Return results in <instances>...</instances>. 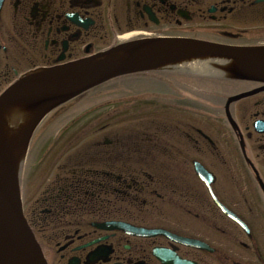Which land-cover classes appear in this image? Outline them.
<instances>
[{"label":"flooded vegetation","instance_id":"af4514ba","mask_svg":"<svg viewBox=\"0 0 264 264\" xmlns=\"http://www.w3.org/2000/svg\"><path fill=\"white\" fill-rule=\"evenodd\" d=\"M167 34L264 46V0H1L0 93L23 73L97 54L124 36ZM129 79L46 121L48 129L68 115L63 133L83 123L47 166L33 204L25 209L23 201L46 264H264V83L181 70ZM152 109L176 118L155 129L107 123L123 111L138 121ZM83 133L96 139L75 144ZM199 163L215 178L218 202L243 225L209 196Z\"/></svg>","mask_w":264,"mask_h":264},{"label":"water","instance_id":"95a60500","mask_svg":"<svg viewBox=\"0 0 264 264\" xmlns=\"http://www.w3.org/2000/svg\"><path fill=\"white\" fill-rule=\"evenodd\" d=\"M189 59L231 61L234 64L231 72L239 78L264 82V47L233 48L187 38L146 39L68 66L25 75L0 95V117L12 107L25 108L31 113L23 151L39 121L55 107L110 79ZM17 168L12 165L0 137V264H45L22 214ZM199 171L209 188L212 178L203 169Z\"/></svg>","mask_w":264,"mask_h":264},{"label":"rangeland","instance_id":"374dc122","mask_svg":"<svg viewBox=\"0 0 264 264\" xmlns=\"http://www.w3.org/2000/svg\"><path fill=\"white\" fill-rule=\"evenodd\" d=\"M206 27L208 26L207 25L200 26V28L203 29L200 31V33L204 37L205 35H209L206 33V30L204 29ZM95 102L97 103L98 101L94 100L93 103ZM105 108H108V106H105ZM159 115H160V112L158 113V110L155 111L152 109L149 117L139 116L138 121H132L131 118L127 116V112L123 111L119 113L120 119L118 121H115V122L108 121L107 123L110 124V127H112L113 125V127H115L116 129L132 128V125L133 126L135 125L136 127L138 123L140 125H142L141 123L146 124V125H151V129H155V127L157 126V123L160 122V120H164L165 122H167V124H172V121H174L176 118L174 110H170V109L166 110L163 113L161 112L160 117ZM191 118H195L193 114L191 115ZM65 119H68V118H65ZM45 122L46 121H44L42 125H40V127L37 129L34 135L33 147H32L30 156L27 158V163H26V164L29 163V165H27L26 168H22L24 165L23 164L21 166L22 170L19 173L20 185H21V191H22L21 193H22V198L24 201L25 209H27L30 205H32L33 201L41 193L43 188H41L38 185V183L40 182V179L44 177L42 175L45 174L47 170V166L51 165L50 164L51 161L56 157L57 153L60 151V147L66 145L69 142V140L73 138L74 134L83 125V123L81 125L75 124L71 128H68V131L63 133V135H60L63 130V127H61L63 123L53 124L52 127L47 129L45 128V125H46L44 124ZM86 135H89V134H86ZM91 137L93 138H90V137L88 138L87 136L84 137L83 142L81 144L85 145L87 141L90 142L91 140L96 139L95 135ZM40 151L42 154L40 155V158H38V153ZM51 154H52V157H51ZM35 165H37V167ZM23 169H24V174H23ZM219 193L221 196H234V195H230V194L223 192L220 188H219ZM235 197H238V196H235ZM246 217L249 219V221L251 222L253 226H257L258 224H260L259 221L258 222L255 221L253 217H250V216H246Z\"/></svg>","mask_w":264,"mask_h":264},{"label":"bare ground","instance_id":"6f19581e","mask_svg":"<svg viewBox=\"0 0 264 264\" xmlns=\"http://www.w3.org/2000/svg\"><path fill=\"white\" fill-rule=\"evenodd\" d=\"M217 62V61H215ZM220 62V61H218ZM217 62V63H218ZM206 62L199 61H183L178 63V67L183 68L187 71L200 72L205 74H221V70H215L213 68L207 67ZM223 66V62H220ZM222 66L220 68H222ZM30 116V113L27 112L25 108L21 110L18 108H9L2 112L0 117V137L3 142V147L7 151L12 165L17 168V164L20 163V160L23 156L22 151V139L23 135L21 130L26 123V119Z\"/></svg>","mask_w":264,"mask_h":264}]
</instances>
